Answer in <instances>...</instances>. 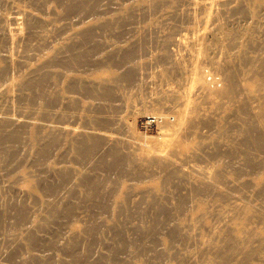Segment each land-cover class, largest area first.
Wrapping results in <instances>:
<instances>
[{
  "label": "rangeland",
  "instance_id": "374dc122",
  "mask_svg": "<svg viewBox=\"0 0 264 264\" xmlns=\"http://www.w3.org/2000/svg\"><path fill=\"white\" fill-rule=\"evenodd\" d=\"M186 1L0 0V115L32 122L0 121V264H195L188 259L194 253L205 264L218 254L201 250L217 223L214 202L221 210L238 196L243 215L264 220V132L250 112L236 111L243 102L226 97L210 105L199 98L212 110L182 138L180 151H190L183 170L150 153L166 142V122L174 123L183 108L167 93L189 87L187 49L206 16L198 5L202 18L190 19L185 12L193 6ZM238 4L237 13L224 6L218 22L233 37L252 38L242 45L240 61L247 62L251 52H264V0ZM232 35L227 45L213 44L216 52L212 35L205 58L237 52ZM217 45L226 50L217 53ZM204 63L208 81L213 70ZM153 114L158 124H146ZM59 125H91L140 138L147 147L83 142ZM251 130L262 138L259 146L249 140ZM184 170L200 181L188 183ZM243 215L231 225L243 228ZM257 221L260 226L256 219L249 227ZM191 222L197 232L181 228ZM228 229L221 226L222 245L233 241ZM263 248L259 241L245 252L233 247L242 258L231 257L232 263L264 264L257 252Z\"/></svg>",
  "mask_w": 264,
  "mask_h": 264
},
{
  "label": "bare ground",
  "instance_id": "6f19581e",
  "mask_svg": "<svg viewBox=\"0 0 264 264\" xmlns=\"http://www.w3.org/2000/svg\"><path fill=\"white\" fill-rule=\"evenodd\" d=\"M187 1L189 2L190 5L193 6V8L189 7L190 9H187L186 12L184 11L185 14L190 19L191 18H192V20L195 18H196V20L198 19L197 17H199L200 13L197 15V13H198L197 10L200 9L201 7L206 12V16L204 17V19H202L203 20V27L200 26L202 28V30L198 27L199 29H197V32H198V30H200V31H199L198 35H196L197 37H194L192 39V41L194 43V48L193 49L192 48L187 49V51H188L187 54L189 55L191 66H192V70L188 74V78H187L189 81V85H188L189 87L188 86H187L188 88L185 87L186 90H184V93H183V91H180L181 94L179 93V91H177V89L176 90L173 88L169 89L170 91H168V93H167L169 95L168 96L169 99L170 100H171V98L174 100L176 99L175 102H177V106L183 105V108L178 111L177 115L175 116L176 118L173 119L175 121L174 123L173 122L169 123V122H171L170 120H168V123L166 122V125L164 127V135L166 138V142H164V144H162V146H160L159 149L156 148V150L153 149V151L152 150L150 151V153H152L154 157L160 159V161L162 163H164L165 165L180 168L181 170H183L182 167L185 166L183 164L185 158H188V154L190 155V151L186 152V153H183L180 151L181 142L183 143V141L186 138H188L187 135H189L190 133L192 134L195 131V129H194V128H196L195 126H197L198 123L201 122L200 117L201 116L204 117L205 115L208 116V114H209L208 112H210L212 110L211 107L209 108L211 110L205 109L206 107L203 108V106L201 105L202 103H200V99L205 100L206 103L209 102L210 105L214 104L216 102L218 103V101H220L221 98H226V97L233 99V100H238L239 102H243V103L236 106V111L238 113L240 112L241 114L245 113V111L250 112L254 116V121H253L254 124L257 126V128L259 130L261 129L264 132V52H260L258 54H256L255 52H251L252 54L250 55L251 56L250 60H248L247 62H241L240 59L242 57H244L246 54V50L242 46L243 41L245 39L246 40L247 39L252 40V38L247 37L244 32H240L239 34L237 33L239 31H241L242 29L241 30H239V29L235 30V31H237L236 32L237 34L234 35V37H233V35L230 34L232 32H229L230 29L228 30V28H227L228 24L225 25V23L221 24L218 22L219 16H220V19L222 20L221 16L224 15L222 13L223 7L226 5H228L229 7H232V5H233L234 6L233 8H237L240 5V4H238L239 0H211V2H209V3H204L202 0H187ZM198 5H200L199 6L200 8H197V10H196L195 8L198 7ZM240 6H243V5H240ZM224 10H223V12H224ZM238 10L239 9L237 8L236 13ZM241 10L242 9H240L239 11H241ZM260 10L262 12L261 14L264 15V6L261 7ZM200 12H202V9L200 10ZM221 13L223 15H220ZM161 14H163V13H161ZM166 15H167V13L163 14V16L161 15L162 16V20H161L162 22L167 20ZM202 16L203 15L201 14L200 17L202 18ZM237 21H239V20H237ZM199 22L201 23L202 21H199ZM236 24H235V27H236ZM239 25H241V20H240ZM190 30H192V29H190ZM227 30H228V32H227ZM193 32H196V31H193ZM164 34H166V33H164ZM212 35L214 37V38L212 37L213 39L211 38ZM230 35H232L233 39L235 38V36H237L236 38L238 41H236V38H235V41H236L235 44H236V47H238V48L240 47V49L237 50V52H236V50H234L235 52L232 54L230 53V56H228L227 54L229 52L225 53V51H224L225 55H224V53H223V55H221V56H224L223 60H221V59L220 60H212L211 59L212 56L210 58L211 60L205 58V55H204L205 53H203V47H206V44L209 42L210 38L212 39V43L210 42L211 43L210 45H212L211 47L214 48L215 47L214 45L220 44V43H222L221 45H223V42H224V44L226 42V45H227L228 39L229 40L232 39V38H230ZM42 37H46V36H42ZM42 37H41V39H42ZM232 41L235 42L234 40H232ZM233 44L234 43L229 44V45H233ZM237 44H238V46H237ZM208 45H209V43H208ZM221 45H220V47H219V45H217L220 48V49H218L217 53H219V52L222 53V49L223 50L225 49L223 46H222L223 47L222 48ZM218 47H216V48H218ZM228 47H227V50H228ZM234 47H235V45H234ZM209 48H210V46H209ZM229 49H231V48H229ZM214 50H215L214 52H216L215 48H214ZM219 50H221V51H219ZM202 54L204 55V57ZM216 55L217 54H215V56ZM218 55L220 56V54H218ZM221 56H220V58H222ZM227 56H228V58H227ZM207 57L209 58V56H207ZM209 61L211 62L210 63L211 65L209 66V68L212 67L210 70H213L212 71L213 74L212 73L211 74L213 76L216 75V77L220 76L219 81L223 82V84L220 86V88H219L218 80L216 77L214 78L212 76L211 79H213V78L214 79L213 80L210 79L211 81L210 80L207 81L206 74H207V72H209V70L205 69L207 66L205 68H203L202 65L204 62L207 63ZM207 64H209V63H207ZM208 74H210V73H208ZM221 76H222V78H221ZM34 84H35L34 82L28 83V85H34ZM43 85H44V83L38 84L39 87H42ZM200 111H203L204 115L202 114V112L200 113ZM199 115H201V116L199 117ZM158 116L159 115L153 114V116H151L149 118L159 119L160 117H158ZM207 116H205V117H207ZM208 117H210V116H208ZM28 118H30V117H28ZM161 118L163 119V117H161ZM164 118L168 119L169 117H164ZM18 119H20V118H18ZM7 120H11V121L16 122V123H21V122L22 123L24 122L26 124H27V122L32 123L31 121H29L26 118L24 120L20 119V120L14 121L13 117L10 118L6 115H0V121L1 122L7 121ZM162 122H164V121H161V123ZM76 126L77 127H75V126L72 127V125L70 127H69V125L68 126H66V125L60 126L59 125L57 128H59L60 131H62V132L65 131V132L71 133L73 135L79 136L83 142L94 141V140L102 138V139L106 140L105 142L113 141V143H115L118 141L119 142H121V141L122 142H132L133 141L136 144L139 143L138 144L139 147H140V145L145 146V148L147 147V144L140 141V138L137 140V139H134V137H130L129 135L128 136L130 138H127L128 136L126 137L125 135H123V136H125V138H127V139H125L122 135H120L121 137L118 135L115 136V134L113 135V133H112V135H110L111 133H108L110 131L107 132L103 128H99V127H95V126H91V125L90 126H82V127H80V126L78 127V125H76ZM252 128H253V126H252ZM192 130H194V131H192ZM247 136H248L249 140L254 145L259 146L260 144H262V138L260 137V135L254 133L252 130L247 132ZM71 137H73V136H71ZM145 137H147V136H145ZM184 137H186V138H184ZM182 138H184V140ZM189 139H190V136H189ZM8 140H13V136L8 137ZM187 141H189V140H187ZM88 144H92L94 146H97L96 143H88ZM88 144H80L78 146V148L84 147ZM225 145H226V143H225ZM143 146H141V148ZM194 147H193V149H194ZM85 149L87 151H89L88 152L89 154L90 153L93 154V151L95 150V148H85ZM194 150H196V149H194ZM43 151L45 152L46 149H43ZM196 151H193V152H196ZM193 152H191V155L193 154ZM173 170L176 172L175 169H173ZM169 172H170V170H169ZM170 173L168 174V176L171 175ZM165 174H167V173H165ZM185 176L187 177L186 179H187L188 183H190V184H194V183H197L200 181L197 177L190 174V172H188V171L187 172L185 171ZM213 185L215 187L218 186L216 183H213ZM228 201L230 203L229 206L224 207L221 210L217 209V207L221 206V205H218L216 202H214L212 204V209L218 211L217 212V223H216V225L211 227L210 240L208 242H204V239H202L200 242H204L203 246L201 247L202 254H208L212 251H217L218 254H217L216 259L215 258H213V259L209 258L207 261H204L205 264H219V263L233 264L231 257H233L235 259H241L242 258V255L238 254L239 250L234 251L233 247H239V248L243 249L245 252L247 250L252 249L254 247L255 242H257V241H259L260 243H264V233L261 230V226L262 225L264 226V220L260 216H258L256 213H252L249 215H243L241 213V210L239 209V207L242 205V203H240V197L231 196L228 198ZM246 210L249 211L247 208H246ZM237 215H243L245 218V225L243 228H240L239 226L235 227V226L231 225V221L234 220ZM256 219L260 220L259 221L260 226L258 225V221H257V222H254V227L250 228L249 226ZM196 226L197 225L195 222H191L187 225H182L181 228L191 230V232H194L196 230L195 232H197L198 228ZM221 226H229V229H228L229 232L232 231V237H231V239L233 240L232 242H227L226 244H223V245L219 243L221 241V236H220ZM257 252L260 254V257L264 259V248L258 249ZM227 256H229V257L225 258ZM223 258H225V259L223 261H220V259H223ZM188 259L190 262H193L195 264L196 263L198 264V262H202L200 255L196 254V253L189 254ZM202 264H203V262H202ZM250 264H255V263H252V261H250Z\"/></svg>",
  "mask_w": 264,
  "mask_h": 264
},
{
  "label": "built area",
  "instance_id": "2783aa9c",
  "mask_svg": "<svg viewBox=\"0 0 264 264\" xmlns=\"http://www.w3.org/2000/svg\"><path fill=\"white\" fill-rule=\"evenodd\" d=\"M145 122H146V124L151 125L152 123H157L158 122V119H156V118H149L148 117V119Z\"/></svg>",
  "mask_w": 264,
  "mask_h": 264
}]
</instances>
